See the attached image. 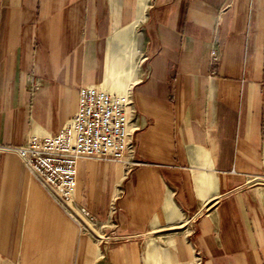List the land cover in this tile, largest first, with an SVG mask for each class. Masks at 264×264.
<instances>
[{
    "label": "crops",
    "instance_id": "0c3cea01",
    "mask_svg": "<svg viewBox=\"0 0 264 264\" xmlns=\"http://www.w3.org/2000/svg\"><path fill=\"white\" fill-rule=\"evenodd\" d=\"M86 86L131 100L135 165L82 159L73 191L114 238L0 151V264H264V0H0V146Z\"/></svg>",
    "mask_w": 264,
    "mask_h": 264
},
{
    "label": "built area",
    "instance_id": "2783aa9c",
    "mask_svg": "<svg viewBox=\"0 0 264 264\" xmlns=\"http://www.w3.org/2000/svg\"><path fill=\"white\" fill-rule=\"evenodd\" d=\"M211 57L216 58L215 50ZM130 107L129 95L109 93L95 86L82 87L78 109L59 133L31 137L20 146H0V151L17 154L27 171L72 218L82 214L94 221L86 211H76L74 207L77 163L92 158L118 161L128 167L135 165L128 129ZM254 185L264 186V176L247 179L245 186Z\"/></svg>",
    "mask_w": 264,
    "mask_h": 264
},
{
    "label": "rangeland",
    "instance_id": "374dc122",
    "mask_svg": "<svg viewBox=\"0 0 264 264\" xmlns=\"http://www.w3.org/2000/svg\"><path fill=\"white\" fill-rule=\"evenodd\" d=\"M138 33H140V31H138ZM29 173V171H27ZM30 174V173H29ZM31 175V174H30ZM32 176V175H31ZM41 185V184H40ZM42 186V185H41ZM245 186V185H244ZM43 187V186H42ZM264 187V186H263ZM44 188V187H43ZM45 189V188H44ZM74 207L77 210H80L78 207L75 206V203H74ZM79 212V211H78ZM77 213V212H76ZM80 214V212H79ZM72 218V217H70ZM77 226L79 227L80 231H83V229L86 231V233H89V235L91 236V239L94 243H97V244H100L99 242L101 241V246H103L102 248L105 249V243L109 242V241H112V239L114 238V236L112 234H102L98 228L100 227H97L95 226V223L94 221H90L86 216L80 214L76 217L73 216L72 218ZM97 233H96V232ZM105 236H107L108 238H104ZM102 237V238H101Z\"/></svg>",
    "mask_w": 264,
    "mask_h": 264
}]
</instances>
